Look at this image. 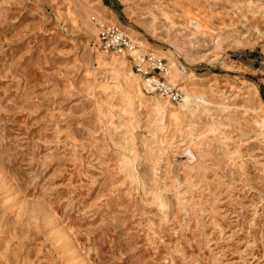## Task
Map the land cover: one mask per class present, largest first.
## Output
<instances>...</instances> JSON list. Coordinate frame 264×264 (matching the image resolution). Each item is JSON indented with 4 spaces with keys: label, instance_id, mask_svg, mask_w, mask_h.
Wrapping results in <instances>:
<instances>
[{
    "label": "rangeland",
    "instance_id": "374dc122",
    "mask_svg": "<svg viewBox=\"0 0 264 264\" xmlns=\"http://www.w3.org/2000/svg\"><path fill=\"white\" fill-rule=\"evenodd\" d=\"M0 264H264V0H0Z\"/></svg>",
    "mask_w": 264,
    "mask_h": 264
},
{
    "label": "built area",
    "instance_id": "2783aa9c",
    "mask_svg": "<svg viewBox=\"0 0 264 264\" xmlns=\"http://www.w3.org/2000/svg\"><path fill=\"white\" fill-rule=\"evenodd\" d=\"M95 24L98 26L99 43L105 52L133 61L144 82L145 94H155L175 104L181 101V88L169 80L170 68L161 58L153 54L139 55L138 45L115 24L99 21H95ZM184 72L182 69L180 73Z\"/></svg>",
    "mask_w": 264,
    "mask_h": 264
},
{
    "label": "bare ground",
    "instance_id": "6f19581e",
    "mask_svg": "<svg viewBox=\"0 0 264 264\" xmlns=\"http://www.w3.org/2000/svg\"><path fill=\"white\" fill-rule=\"evenodd\" d=\"M188 101H189V97L188 96H186V98L182 100L183 103H186Z\"/></svg>",
    "mask_w": 264,
    "mask_h": 264
}]
</instances>
